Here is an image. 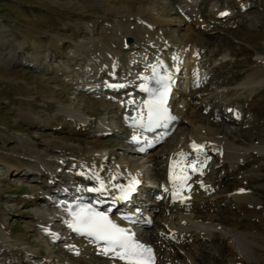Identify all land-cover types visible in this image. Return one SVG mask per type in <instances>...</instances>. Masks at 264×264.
<instances>
[{"label":"rangeland","instance_id":"obj_1","mask_svg":"<svg viewBox=\"0 0 264 264\" xmlns=\"http://www.w3.org/2000/svg\"><path fill=\"white\" fill-rule=\"evenodd\" d=\"M160 2L0 0V158H14L24 168L23 171L12 170L0 160V222L6 229L2 236L8 240L4 247L23 252L18 257L19 263L25 264L29 253L41 254L49 261H54L53 264H63L61 260L68 259L71 264L94 262L95 259L104 261L89 250H85V255L78 254V249L69 248L62 241L54 239L52 228H43L45 226L41 220L54 226H61L62 223L52 219L55 215L47 202L46 189H40L38 181H31L35 177L34 172L31 176H21L22 173L25 176L26 167L32 164L45 167L49 175L60 181V186L74 181L72 165L64 161V176L58 177L59 168L56 170L54 167L57 161L45 151L46 144L69 139L67 133L61 130L65 125L63 117L56 116V113L60 109H72L87 119L77 139L91 144L93 136L84 135L91 134L95 121L103 118L107 121L106 127L111 128L108 135L101 137L106 153H113L110 162L123 164L133 160L137 163L141 177L135 195L126 203V209L136 208L140 218L145 215L149 217V225L145 228L147 231L141 236L150 233L158 235L153 243L154 264H224L229 246L217 231L231 227L238 231L248 230L253 236L249 238L252 251L245 250L247 259L241 264H264V154H260L264 150V81L256 86L241 84L248 75L257 73V61L264 60V0H196L192 14L200 17V22L186 20L185 15L175 9L176 0ZM165 5H168L170 12H167ZM137 7L151 10L158 19L151 27L154 33L166 29L176 43L184 42L185 37L195 41L200 39L202 43L197 60V65L204 70L201 79L189 88L188 78L183 73H175L173 79L178 77L179 80L170 93L172 103L169 109L173 112L182 111L181 101L185 98L189 106H193V117L185 113L187 120L185 124H180L179 132L176 131V134L172 130L164 133L162 142L154 151H173L178 146L174 144L180 139V143H184L185 135L194 126H210L217 136L232 143V147L243 148L244 153L239 157L214 151L208 154L204 152L198 157L207 165L204 170L201 169L209 182V191L202 192L204 198L201 199L206 210H202L201 215L188 211L182 218L192 225L187 230L196 234L197 228H205L204 224H207L205 214H213L214 220L210 226L215 233L212 237L199 235L195 241L190 238L175 241L166 237L164 225L169 223L175 230L176 215L172 217L169 213L150 211L148 203L161 208L165 206L152 199L150 194L170 191L164 176L167 162L157 158L156 163L148 156L132 152L127 147L124 134L120 133L119 128L123 126L110 117L113 110L116 113L114 106L118 97L89 88V85L95 84L94 81L103 82L107 74L102 68L89 63L84 51L102 36L115 34V25L120 17H129L122 22V26L131 32L126 37L135 41L149 39L143 23L135 22L130 15ZM221 10L220 16H217L215 11ZM224 14L227 16L221 18ZM118 65L124 66L122 62ZM185 81L187 85H184ZM126 89L123 86V91L119 93L123 95L128 92ZM180 91L185 92L184 97L178 96ZM232 115H236L237 119L230 120ZM178 148L173 153L175 157L188 153V148ZM120 172L125 171L120 169ZM87 176L93 178L90 173ZM75 181L78 180L75 178ZM85 186L92 187L93 184ZM38 190L44 199L37 203ZM236 191L253 196L261 212L242 214L231 198ZM32 195L33 198L29 199ZM209 200L208 210L206 202ZM143 227L138 226L133 230V226L128 228L134 233L136 230L142 231ZM68 238L84 246L87 241L72 234ZM108 259H111L110 256L105 260Z\"/></svg>","mask_w":264,"mask_h":264},{"label":"bare ground","instance_id":"obj_2","mask_svg":"<svg viewBox=\"0 0 264 264\" xmlns=\"http://www.w3.org/2000/svg\"><path fill=\"white\" fill-rule=\"evenodd\" d=\"M158 1L160 2V0ZM195 3L196 0H176V4L174 6L179 13L185 15L186 20H194L195 22H200V17L192 14V11H194V8L196 6ZM164 7L166 8L167 12H170V9H168V5H165ZM221 12L222 10L215 11L217 16H220ZM130 15L133 16V20L135 22H141V24L143 23V28L146 30L145 32L149 33V39H143L142 37H140L143 40L137 39L136 41L133 40L132 43L127 44L125 42V37L126 35H131V32L129 29L122 26V22L128 20L129 17H120V21H118L115 25V34L110 36L106 34L102 36L100 39H97V41L92 44L90 48H87V50L84 51L89 63L96 65L97 68H102L103 72L106 73L107 76H111V80L113 79L112 82L107 78H105L103 82L94 81L93 83L95 84L89 85V88H101L102 86L111 85L110 88H113L112 91H115V89H117V86H126V90H128V92L124 93L123 95L122 93H119L123 90H117L115 95L116 97H118V99L116 100L117 103L114 106L116 113H114L113 110V112L110 114V117L113 120H117V122L120 123V126H123V128H119L120 133L124 134L123 138L127 143V147H130V149L133 150L132 152L136 153V155L141 154L143 156H148L156 163L158 162L157 158H162L167 162L164 176L169 185L170 191H160V194L158 193L155 195L153 193L150 194L152 199L161 202V204H165V206L161 208L159 206H154V203H148L150 206V211L158 210L161 211L162 214L169 213L172 217L176 215L175 219L177 220V222L175 223V230L169 226V223H167V225H164L166 226V228H164L166 229V237H169L175 241H179L184 238H190V240L195 241L197 240V237L199 235H209V237H212L215 233V230L210 226L214 220L213 214H205L204 217L207 224H204L205 228H202L199 225L200 228H197V230H195L197 231L196 234H191V230H187V228L191 227L192 225L185 218H182V216L185 215L188 211L196 212L198 215H201L200 213H202L203 211L205 212L206 210V207L202 203L203 200L201 199L204 198L202 192L209 191L207 190L209 182L205 178L206 174L204 173V171H202L207 167V165H204V162H201L198 157L204 152H207L208 154L213 151L217 154H223L225 156L229 155L230 157H239V155H242L244 153H242L243 148L239 149L232 147V143L228 142L223 137L217 136L210 129V126H206L205 128L194 126V128L191 129L190 132H187V134L185 135L184 138L186 139V141L184 143H180V139L174 144L178 146L174 148L173 151L165 152V150H161L155 152V147L162 142L161 138L156 134H143V132H141L139 128L133 129L130 126L129 123L132 121L140 122L142 125L146 123V99L144 96H140L139 86L142 87V89L144 88L145 85L144 83H142L144 79L143 77H145L146 79L154 68L158 70L163 83L165 85H168L169 89L174 88V85L179 80L178 77H176V79H173L175 73H183V75H185V78H188L189 88L190 85H192L194 82L198 83L204 73V70L197 65L199 53L202 49V43L200 39V41H195L191 37H185V40H183L184 42L176 43L173 38H171L168 31H165L166 29H164V31H159L158 33L153 32L151 27L154 23L158 22V19L156 18V16H154L151 10L137 7L136 11L131 13ZM221 16V18H223L227 16V14ZM144 22L146 25L144 24ZM122 39L125 43L122 41ZM125 44H127V47H125ZM120 62H122L124 66L120 67L118 65V63ZM256 66L258 67L256 70L257 73L255 72L254 74H250V76L248 75V77H246V79L241 82V84H252V86H256L263 83L264 60L260 59L259 61H257ZM137 77L140 78L138 80H134ZM189 79L192 80V82H189ZM101 83H103V85H100ZM147 83L152 84L153 82L151 81ZM184 85H187L186 81ZM230 92L233 93V91L231 90ZM106 94L112 95L113 92H106ZM184 95L185 92L183 93L182 91H180L178 94L179 97H184ZM171 99L168 101L169 108L172 103ZM181 104V107L183 108L182 111L173 112L169 109L168 115L170 117H175V119L163 120L160 122L159 127L169 126V128H173L175 126L174 132H176L180 124H185L187 120H185L184 117L185 113H190V117H193L194 113L193 110H191L193 109V106H189V101L187 102L185 98H182ZM136 112H138L137 115ZM56 116L63 117L62 119L64 120L65 125L61 130L66 132L69 138L54 140V142H50V145L46 144V154L55 158L57 161L54 166L55 169L59 168V173L57 176H64L62 170L66 167V164H71V168L74 170L73 178L79 179V181L82 182L84 181L83 183L86 184H93L91 188L98 189L99 192H97V194H99L100 197L107 202L103 207H99L97 206V204L95 205L100 208L101 211L109 213L111 221H113L115 224L119 223L120 226H127V222H130L134 224V228L138 227V225L144 226L141 233H138L139 230H137L133 234L138 238V241L154 251L155 246L153 245V243L157 239L158 235L150 233L148 235L141 236L143 233H145V231H147L145 228H147V226L149 225V217L145 215L140 218V216L138 215V210L136 208L127 209L125 211L127 207H125L126 203H123V196L128 194L131 189L134 188V184L137 181H140L141 174L137 169L138 165L133 160L123 164H113L112 162H110L113 158V153L109 151L106 153L107 149L104 146V142L101 140V137L108 135L110 133L109 131H111V128L106 127L107 121L103 118L97 119L94 123L95 128H93L94 130L91 131V134L85 133L84 136H93V140L90 142L91 144H88L83 140L76 138L77 135L81 134L82 126L85 124V122H87V119L84 116L77 113L76 110L72 109H60L56 113ZM64 118L68 119L69 121L65 120ZM128 119L131 121H128ZM231 119L236 120L237 116L232 115V117H230V120ZM68 126L71 127L68 128ZM107 129L109 130L107 131ZM114 130L116 131V129ZM134 136L137 137L136 140H133ZM193 144L196 145L195 148L193 147ZM179 146L188 148V153H181L179 155L177 154L179 156L177 158L173 153H176V151H178L177 148ZM260 154L263 155L264 150H262ZM189 156H191L192 158H189ZM0 160L4 165L12 170H24V168L21 166V162L14 158L2 157L0 158ZM192 160H195V162L191 163ZM64 161H67V163L65 164ZM41 167L43 166L37 167L36 165L30 164L28 167H26L25 170L26 173L28 172L30 174L28 175L25 173L24 176L22 173L21 176H31L34 172L35 177L37 178L31 177V181H38L37 185L40 186V189H47L53 186L57 187L60 181L49 175V171H47L45 167ZM120 169L125 172L121 173ZM80 170H82V172H84L85 174L82 175L80 173ZM87 173L92 174L93 178L88 177ZM174 178H178L179 180L172 181V179ZM38 192L39 194L36 195V197L39 198L37 200V203L41 199H44V196L41 195V192L39 190L37 191V193ZM33 196L34 195L29 197V199H32ZM195 196H198V199H195ZM231 198L233 199L235 207L238 208L244 215H248L252 212L259 213L262 210L258 206V202L253 198V196L247 194L244 191H236L232 193ZM113 203L115 206V211L112 210L111 212H109V209ZM122 203L125 215L118 216L117 213L115 214V212H118L117 208L118 206H121ZM209 203L210 200L206 202V204L208 205V210L210 208ZM123 217H126L128 219ZM180 218H182L181 221L178 220ZM41 222L44 224H49L44 220H41ZM65 222L66 221L63 220L58 221V223H62L66 226L67 224ZM52 228L54 229V231L59 232L58 236L55 235L56 240L62 241V244L69 246V248L78 249V251L80 252L78 254H84L85 250H89L90 253H93V255L95 254L99 256L101 260H104L102 262H99L94 258L96 262H85L84 264H130V262L120 259L117 255H115V253L105 254L103 245H95L91 241H86V244L84 246L78 241L69 240L67 235V232H69L68 226L64 229L65 231H62L63 229L61 228V226H54L53 224ZM4 229L0 222V264H23L22 262L19 263L18 260V257L23 253L21 250H16V248L13 247L9 249L5 248L7 244L6 242H8V240H6V238L2 236ZM31 231L33 232L34 230ZM217 232L218 234H221V236L227 241L229 246L228 255L224 264H241L244 259H247L245 250L252 251L253 248L250 247L252 241L250 242L249 239L251 238L252 234H250L248 230L238 231L237 228L231 227ZM14 244L15 243H13V245ZM40 255L29 253V257L27 258L25 264H53L52 262L54 261L51 262L47 257ZM108 256H110L111 259L105 260ZM61 261L63 262V264H71L69 263L71 262L69 261V259L68 261ZM155 264L160 263L156 262Z\"/></svg>","mask_w":264,"mask_h":264},{"label":"snow or ice","instance_id":"obj_3","mask_svg":"<svg viewBox=\"0 0 264 264\" xmlns=\"http://www.w3.org/2000/svg\"><path fill=\"white\" fill-rule=\"evenodd\" d=\"M111 87V85H109ZM147 91V89H145ZM167 88L160 93L159 99L146 102L148 107V122L160 126V121L175 119L167 114L165 107V97ZM137 137H133L136 140ZM195 148L196 145L193 144ZM73 220L68 223L70 228L77 232L86 233L94 236L97 240L106 242L105 254L114 252L122 260H128L130 264H145L142 259L145 253L150 254L151 249L135 243L126 233V230L120 228L108 219L107 215L96 212L90 206L81 208L78 212L72 213Z\"/></svg>","mask_w":264,"mask_h":264},{"label":"water","instance_id":"obj_4","mask_svg":"<svg viewBox=\"0 0 264 264\" xmlns=\"http://www.w3.org/2000/svg\"><path fill=\"white\" fill-rule=\"evenodd\" d=\"M125 42L128 43V44H130V43L133 42V39L131 37H126L125 38Z\"/></svg>","mask_w":264,"mask_h":264}]
</instances>
